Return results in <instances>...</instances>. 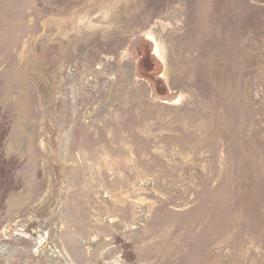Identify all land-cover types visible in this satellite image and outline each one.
I'll list each match as a JSON object with an SVG mask.
<instances>
[{
	"label": "rangeland",
	"instance_id": "obj_1",
	"mask_svg": "<svg viewBox=\"0 0 264 264\" xmlns=\"http://www.w3.org/2000/svg\"><path fill=\"white\" fill-rule=\"evenodd\" d=\"M0 264H264V0H0Z\"/></svg>",
	"mask_w": 264,
	"mask_h": 264
}]
</instances>
